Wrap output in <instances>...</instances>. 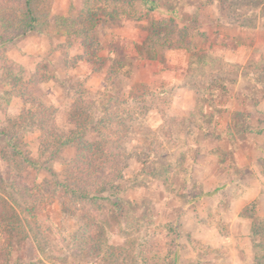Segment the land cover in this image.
Segmentation results:
<instances>
[{
    "label": "rangeland",
    "instance_id": "374dc122",
    "mask_svg": "<svg viewBox=\"0 0 264 264\" xmlns=\"http://www.w3.org/2000/svg\"><path fill=\"white\" fill-rule=\"evenodd\" d=\"M157 1L147 10L40 0V31L6 46L25 71L10 86L0 60V222L17 223L10 264H162L175 245L180 264H264L254 233L264 232V0ZM96 3L119 13L99 20L100 59L90 62L71 28ZM168 17L195 48L154 44L147 58L149 23ZM84 108L87 121L120 132L124 149L123 178L104 199L58 184L76 144L97 138L93 124H74ZM73 130L76 142L55 152L54 137Z\"/></svg>",
    "mask_w": 264,
    "mask_h": 264
},
{
    "label": "trees",
    "instance_id": "16d2710c",
    "mask_svg": "<svg viewBox=\"0 0 264 264\" xmlns=\"http://www.w3.org/2000/svg\"><path fill=\"white\" fill-rule=\"evenodd\" d=\"M39 2L40 0H0V60L2 78L7 80L8 84L13 87L21 83L25 71L21 65L6 55L5 48L8 44L14 43L27 34L40 31L42 16L39 14ZM136 2L148 6L147 10H154L158 5L157 0H130L131 4H135ZM118 13V8H110L106 4H87L82 8L78 21H73L71 31L74 35L81 38L84 52L89 59L88 61L93 62L100 59L98 46L93 38L99 20L105 17L113 18ZM149 27L151 33L154 34V39L149 43L152 46L146 48L147 58H156V45L154 44L167 49L184 48L193 50L195 48L188 28L186 26H179L174 17L153 19L149 23ZM39 110H41L39 113L40 120L48 122L49 117L46 113V107L39 105ZM81 110L78 115L79 119L74 124L76 128L84 127L86 131L93 124L92 121L87 120H93L94 117L91 111L87 112L85 108ZM102 120L103 118L98 117V124L92 125V129L97 135L94 141H79L76 144L72 163L67 167L66 178L58 183L67 192H77L83 197L104 199L103 192L107 188L114 189V180L123 178L121 168L117 165L119 162L117 157L121 156L119 152L124 151V149L121 142L115 141V136H119L120 132L117 133L116 130L114 131L111 128L104 129V127H101ZM104 130H108V132L105 133ZM78 134V130H73L68 131L66 135H56L53 139L56 142V150L54 151L58 152L64 146L75 143V138ZM22 162L29 165L34 164L33 160L28 156L23 157ZM221 188L222 186H217L189 200L195 201L203 197H211ZM16 226L17 223L14 217L0 222V264H10L9 260L13 248L12 237L13 232H16ZM254 227L256 235H264L261 226L257 229L256 224H254ZM161 261L162 264H180L179 247L175 245L168 256L164 255Z\"/></svg>",
    "mask_w": 264,
    "mask_h": 264
}]
</instances>
